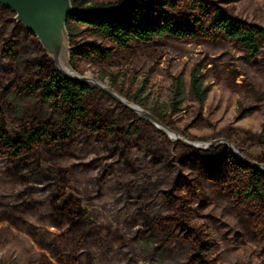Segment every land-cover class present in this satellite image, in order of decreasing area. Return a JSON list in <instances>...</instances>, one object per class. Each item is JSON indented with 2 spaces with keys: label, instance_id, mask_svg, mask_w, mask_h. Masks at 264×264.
<instances>
[{
  "label": "rangeland",
  "instance_id": "rangeland-1",
  "mask_svg": "<svg viewBox=\"0 0 264 264\" xmlns=\"http://www.w3.org/2000/svg\"><path fill=\"white\" fill-rule=\"evenodd\" d=\"M73 1L86 9L116 0ZM210 1L264 28V0ZM73 31L74 47L95 42L112 48L82 27ZM27 32L15 14L0 5V110L13 141L45 123L60 127L66 117L65 109L42 96L41 80L48 73L47 65L53 64L52 57ZM66 49L76 73L109 87L185 141H224L227 144L211 148L226 147L247 163L264 168V49L255 61L246 62L242 48L234 42L157 40L137 44L128 53L115 49L105 64L76 60L74 66L69 33ZM193 78L200 94L193 90ZM95 90L88 99L92 118L113 123L127 135L128 143L120 144L111 157L78 126L82 139L73 154H57L53 163L41 161L43 176L27 184L12 179L11 163L0 157V264H188V244L169 237L168 229L148 227L170 213L164 193L182 171L174 163L179 152L176 145L181 143L170 141L149 121ZM41 151L47 155V149ZM95 159L99 163L90 164ZM105 168L117 169L113 182L120 180L122 187L99 185ZM204 187L208 204L203 211L194 206L195 222L216 242L219 264H264V242L255 240L248 214L230 203L226 192ZM56 193L64 195L59 208L73 200L86 211L91 223L89 245L81 243L76 250L81 234L70 228V222L59 226L53 220L51 198ZM30 199L42 202V207L34 213L23 206L19 210L39 228L37 233L21 223L11 225L4 217L10 207ZM50 242L61 245V251L51 248Z\"/></svg>",
  "mask_w": 264,
  "mask_h": 264
},
{
  "label": "trees",
  "instance_id": "trees-1",
  "mask_svg": "<svg viewBox=\"0 0 264 264\" xmlns=\"http://www.w3.org/2000/svg\"><path fill=\"white\" fill-rule=\"evenodd\" d=\"M145 1L116 0L81 9L71 0L73 7L83 11L70 15L66 21L73 46L71 52L73 66L76 60L96 59L105 64L115 49L128 53L137 44L150 45L157 40L180 43L234 42L242 48L243 60L246 62L255 61L261 49H264L263 27L237 18L229 10L217 6L210 0H151L147 5ZM75 27H82L91 36L109 42L112 48L95 42L80 48L74 47ZM47 66L48 73L41 80V92L46 101H51L57 108L66 110L65 120L60 127L45 123L38 129L22 132L20 139L13 141L7 130L6 115L0 110V157L11 163L12 168L8 172L10 177L21 179L24 184L29 183L30 179L40 180L39 176H43L40 171L41 161L53 163V157L57 154L63 156L73 154V150L82 139L78 126L84 129V136L100 143L111 157L115 155L120 144L128 143L127 135L113 123L92 118L88 99L95 89L69 81L56 71L53 64L49 63ZM192 87L196 94H200L196 78L192 80ZM126 98L141 105L134 97L126 95ZM160 120L163 121L161 118ZM41 149H47V155H44ZM176 149L179 152L174 157V163L182 171L176 175L164 193V200L171 209L170 213L155 220L148 227L168 229L169 237L188 244V264H219L220 256L217 253L216 242L212 240L207 229L195 222L194 206L198 211L206 208L208 200L204 196V186L211 185L226 192L230 203L248 214L255 240L264 242V173L238 160L226 147L202 151L177 144ZM97 163L99 160L95 159L90 164ZM115 171L106 168L101 170L98 177L99 185L110 184L114 189L122 187L120 180L113 182L117 176ZM63 196V193H56L51 198L53 220L59 226L67 224L61 222L68 221L70 228L81 234L75 248L78 250L81 243L85 245L90 243L91 223L86 217V211L73 200H68L64 208H59V200ZM18 205L20 206L10 207L7 210L8 214L4 216L9 218V224L21 223L35 233L40 231L19 208L27 207L34 213L43 203L30 199ZM49 244L55 251H61V245L56 242Z\"/></svg>",
  "mask_w": 264,
  "mask_h": 264
},
{
  "label": "water",
  "instance_id": "water-1",
  "mask_svg": "<svg viewBox=\"0 0 264 264\" xmlns=\"http://www.w3.org/2000/svg\"><path fill=\"white\" fill-rule=\"evenodd\" d=\"M0 5L10 9L15 14V20L17 23L22 24L29 33L36 37L43 49L52 57V62L56 71L64 78L75 84L105 92L125 108L130 109L141 118L149 121L157 130L166 136L169 137L171 134L176 135L179 138L176 142L181 143L185 147L208 151L213 146H219L226 143L224 141H214L205 144L206 148L204 149L197 147L195 143L198 142L185 141L179 135L171 131V129L163 125L158 119L154 118L135 104L120 97L109 87L96 80L76 73L71 68L67 58L66 36L68 37V31L66 28V21L70 15L80 14L83 13V11L77 10L73 7L71 0H0ZM61 60L66 63L70 69V73L61 67ZM128 104L134 106L137 110L133 109ZM231 151L238 160L245 162L250 167L258 169L264 173L263 167L247 163L233 150Z\"/></svg>",
  "mask_w": 264,
  "mask_h": 264
},
{
  "label": "bare ground",
  "instance_id": "bare-ground-1",
  "mask_svg": "<svg viewBox=\"0 0 264 264\" xmlns=\"http://www.w3.org/2000/svg\"><path fill=\"white\" fill-rule=\"evenodd\" d=\"M60 64H61V67L65 70V71H67L68 73H70V69L68 68V66L66 65V63L64 62V61H62L61 60V62H60ZM130 107H132L133 109H135V110H137L134 106H132V105H130V104H128ZM137 112V111H136ZM158 129H161V128H158ZM162 131V130H161ZM163 132H165V131H163ZM168 137V136H167ZM168 139L170 140V141H177L179 138L176 136V135H172L171 134V136L169 135V137H168ZM195 145L197 146V147H201V148H206V145L205 144H199V143H195Z\"/></svg>",
  "mask_w": 264,
  "mask_h": 264
}]
</instances>
